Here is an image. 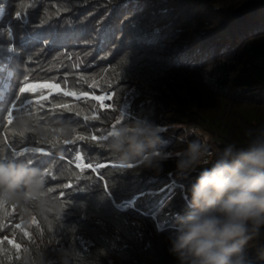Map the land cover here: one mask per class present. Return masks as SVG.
I'll return each mask as SVG.
<instances>
[{
  "label": "trees",
  "instance_id": "1",
  "mask_svg": "<svg viewBox=\"0 0 264 264\" xmlns=\"http://www.w3.org/2000/svg\"><path fill=\"white\" fill-rule=\"evenodd\" d=\"M23 75L21 86L55 83L59 94L17 93L5 108ZM106 91L103 107L93 94ZM32 95L31 109L17 110ZM137 118L160 126L164 151L186 147L180 122L207 125L218 149L264 126V0H0V155L25 161L27 147L40 148L57 205L42 214L34 200L0 199V264H176L168 237L201 169L179 176L173 159L160 172L117 162L99 136ZM262 250L264 241L247 254Z\"/></svg>",
  "mask_w": 264,
  "mask_h": 264
},
{
  "label": "clouds",
  "instance_id": "2",
  "mask_svg": "<svg viewBox=\"0 0 264 264\" xmlns=\"http://www.w3.org/2000/svg\"><path fill=\"white\" fill-rule=\"evenodd\" d=\"M20 127H26L23 119ZM41 137L47 133L42 128ZM189 134H195L190 126ZM70 133V129L64 134ZM245 143L228 144L212 151L196 135L186 147L173 151L157 148L160 126L137 118L118 125L105 148L117 161L155 172L175 161L176 172L186 176L201 169L188 187L187 207L175 215V231L168 237V252L176 264H260L264 250L251 258L247 249L264 241V126L245 130ZM45 166L25 161H0V199L23 204L36 201L43 214L56 202L47 196ZM67 264V261H63Z\"/></svg>",
  "mask_w": 264,
  "mask_h": 264
},
{
  "label": "snow or ice",
  "instance_id": "3",
  "mask_svg": "<svg viewBox=\"0 0 264 264\" xmlns=\"http://www.w3.org/2000/svg\"><path fill=\"white\" fill-rule=\"evenodd\" d=\"M16 18L17 20H23L24 18V14L17 11L16 12ZM21 79H25L26 80V75H23L21 78H18L17 81L15 82L14 86H13V90L12 92L9 93L8 98L5 100L4 105L5 108L7 107V105L14 99L17 98V93L19 94H25V93H31V92H35L38 88H54L57 90V93L59 94V90H60V86L59 84H55V83H44V84H40V85H34V84H30V83H23V85L21 86ZM64 96H68V95H75V93L73 92H68L65 91L63 92ZM41 99L43 100H47L48 96L44 95L43 93H41ZM33 99L28 97V96H23L22 99H20L19 102V109H17V105L16 104H12V108L13 109H17V110H24V111H29L31 109V107L33 106ZM38 103V102H37ZM64 108H68V106L66 104L64 105H60ZM40 107L42 108L43 105L41 104ZM70 110V109H69ZM12 117H13V111L9 110L7 111V119H8V123L12 122ZM66 129H63L62 131L65 132ZM70 131H74V129H70ZM111 134V133H110ZM109 134V135H110ZM108 137L107 136H99L100 140H106ZM79 139H84V137H79ZM93 140H96L97 137L93 136L92 137ZM42 150L40 148H33L31 149V152L33 153L32 156L26 157L25 162L28 164H32V162L35 160L36 161V165L41 166V163L43 161L42 157H38L35 154L36 153H40ZM22 154L19 153H10L7 155H0V159H4V160H10V159H17L20 158ZM48 155V153H43V156L46 157ZM38 157V158H37ZM89 167H91V165H89ZM101 167L100 165H97V168ZM128 167H131V165H128ZM47 173H45L46 175ZM105 187H107V185H105ZM25 235H27V233H25ZM8 243H12L11 241H8ZM14 248L19 249L20 245L19 244H14L13 245Z\"/></svg>",
  "mask_w": 264,
  "mask_h": 264
},
{
  "label": "rangeland",
  "instance_id": "4",
  "mask_svg": "<svg viewBox=\"0 0 264 264\" xmlns=\"http://www.w3.org/2000/svg\"><path fill=\"white\" fill-rule=\"evenodd\" d=\"M30 84L40 85L41 83L38 82V83H30ZM106 94H107L106 96L108 97L109 93L107 92ZM34 97H35V95H32V97H30V98H32L33 100H36ZM97 97L100 99L103 97V95H98ZM173 126L175 128L174 130H179V131L185 132V133L181 134V136L184 140L188 141V140H191L190 138L192 136H195V138H196V135H199V137L201 139H204L208 142L210 149L212 151H215L218 149L216 147V138L217 137L215 136V134L212 132V130L207 125H204L203 123L198 122L196 120H188L185 123L180 122V123H178V125H173ZM190 126L194 129L195 134H189L188 129ZM174 132L175 131L171 132L172 135H176V133H174ZM173 137H175V136H173ZM81 162L82 161H80V163Z\"/></svg>",
  "mask_w": 264,
  "mask_h": 264
},
{
  "label": "bare ground",
  "instance_id": "5",
  "mask_svg": "<svg viewBox=\"0 0 264 264\" xmlns=\"http://www.w3.org/2000/svg\"><path fill=\"white\" fill-rule=\"evenodd\" d=\"M89 3V2H88ZM84 5V4H83Z\"/></svg>",
  "mask_w": 264,
  "mask_h": 264
}]
</instances>
